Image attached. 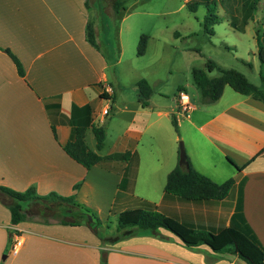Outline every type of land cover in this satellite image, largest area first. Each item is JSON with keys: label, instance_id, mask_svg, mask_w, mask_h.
Listing matches in <instances>:
<instances>
[{"label": "crops", "instance_id": "0c3cea01", "mask_svg": "<svg viewBox=\"0 0 264 264\" xmlns=\"http://www.w3.org/2000/svg\"><path fill=\"white\" fill-rule=\"evenodd\" d=\"M88 1L0 0V187L72 199L69 213L79 218L75 225L38 216L14 224L0 191V264L246 263L206 246L188 248L164 229L103 244L97 230L107 231L110 217L147 201L164 204L197 228L250 229L264 249V103L229 86L215 103H191L187 116L177 112L175 99L164 103L154 93L144 106L137 85L134 98L127 99L121 60L105 42L95 46L88 39ZM109 70L124 103L114 101ZM171 114L193 168L217 184L235 179L225 200L185 202L160 190L177 167L178 138L169 127L166 138L164 132L163 120ZM107 122L109 144L99 150L95 137V145H88L103 161L88 170L64 146L76 127H89L88 137L93 125ZM164 146L171 149L168 158L161 154ZM126 153L128 161L118 157ZM17 241L23 245L15 255Z\"/></svg>", "mask_w": 264, "mask_h": 264}, {"label": "rangeland", "instance_id": "374dc122", "mask_svg": "<svg viewBox=\"0 0 264 264\" xmlns=\"http://www.w3.org/2000/svg\"><path fill=\"white\" fill-rule=\"evenodd\" d=\"M118 1L123 2L124 6L117 14L114 5ZM194 2L200 4L197 10L192 11L188 3ZM244 2V0H89L91 19L88 37L93 40L95 46H98L97 41L105 42L110 52L113 50L115 58L121 60L119 71L124 85L123 94L127 99L134 98L137 82L145 79L151 84L155 97H161L164 103H173L175 99L177 112H180L179 97L182 92L190 96L192 105L202 102V97L194 84L193 70L207 69L209 61H214L218 66L209 74L210 78L219 76L220 69H234L246 75L254 85L262 88L260 73L264 75V66L259 60L258 51L259 41L264 46V0H261L252 12L244 7ZM249 13H251L249 19H245ZM209 15L217 17V23L209 22L207 25L206 19ZM142 36L147 37L146 50L143 55H138ZM108 74L117 93L114 101L124 103L123 98L119 96L122 87L114 81L111 70ZM173 116L171 114L169 118H164L163 123L166 124L164 132L166 138L169 127L173 137L178 138L175 149L178 154L176 165L179 166L181 143L184 144L187 155L188 152L186 141L181 138L180 129L177 132L174 127ZM102 126L107 132L108 145L112 137L108 135V131L110 132L108 122ZM87 142L93 147L96 143L95 135L88 136ZM161 154L168 158L171 149L164 146ZM165 185L163 182L160 188L163 192ZM4 197L6 198V195ZM51 211H54L52 214L56 217L49 216L46 221H60L66 209L56 202L50 213ZM88 217L90 222H94L93 226L98 228L100 223L91 215ZM68 220L79 222V218L75 216H69ZM106 227L107 231L102 228L97 230L105 245H113L117 238L125 239L124 233L138 232L134 227L121 228L118 217H110Z\"/></svg>", "mask_w": 264, "mask_h": 264}, {"label": "trees", "instance_id": "16d2710c", "mask_svg": "<svg viewBox=\"0 0 264 264\" xmlns=\"http://www.w3.org/2000/svg\"><path fill=\"white\" fill-rule=\"evenodd\" d=\"M244 1V7L249 8L251 10L250 12H252L261 0ZM199 4L197 2L188 3V6L192 11H195ZM123 6L124 4L121 1H118L114 5L117 14ZM250 15L251 13L247 14L245 19H249ZM217 20V17L209 15L206 23L207 25L209 22L217 23ZM88 39L95 45L90 37ZM146 43L147 37L142 36L138 55L145 53ZM258 56L262 66H264V46L260 41ZM12 57L17 65L19 74L23 77L25 73L22 64L15 56L12 55ZM217 68L218 66L214 61H209L207 63V69L195 68L193 70L194 84L202 97L203 104L217 102L222 97L227 86L239 94L252 96L256 100L264 103L263 89L254 85L246 75L237 70L220 69L219 76L210 78L209 74L213 73ZM260 76L264 87V75L260 73ZM137 87L139 89L141 103L144 106H148L149 100L154 93L151 84L147 80L142 79L137 83ZM173 124L178 132L179 124L176 116H173ZM52 128L56 136V127L53 125ZM88 128L87 126L76 127L73 130L71 140L64 146V150L73 160L90 170L101 164L103 157L89 148L86 141ZM92 130L97 139V147L99 150H102L107 138L106 129L103 126L93 125ZM118 157L124 161H128L130 153ZM188 162L189 168L179 165L169 174L165 187L167 197H177L185 202L202 203L207 201H223L229 196L235 186V179L231 178L223 184H217L209 177L195 170L189 158ZM0 191L7 197L6 201H4L7 202L12 213L14 224L27 221L35 216L41 217L45 221L49 216H52V218L56 217V215L52 214L54 211L50 213V210L55 208L56 202L58 204L60 203L66 209L62 213L63 218L59 222L64 225H75L77 223L68 220L69 216H71L69 210L70 206L73 205L72 199H65L57 195L39 198L33 189L25 193H18L0 187ZM26 203H28V209H24L23 205ZM117 216L121 228L134 227L138 230L134 234V231L124 233L125 239L138 236L140 233H156L164 229L178 237L188 248L206 246L215 253L237 256L247 264H264V249L250 229H240L233 225L224 227L218 231L197 228L188 224L186 221L174 217L170 210L165 209L164 204L155 205L147 201H141L137 207L118 213ZM88 224L91 225L89 222ZM125 239L117 238L112 244L114 245Z\"/></svg>", "mask_w": 264, "mask_h": 264}, {"label": "built area", "instance_id": "2783aa9c", "mask_svg": "<svg viewBox=\"0 0 264 264\" xmlns=\"http://www.w3.org/2000/svg\"><path fill=\"white\" fill-rule=\"evenodd\" d=\"M179 101H180V107H179L180 112L183 115L187 116L189 114V112L191 111V108H192L190 96L188 94L182 92L180 94ZM104 113H105V115H108L109 111L106 110ZM22 245H23L22 241H17L12 248L13 254L17 255L20 248L22 247Z\"/></svg>", "mask_w": 264, "mask_h": 264}, {"label": "water", "instance_id": "95a60500", "mask_svg": "<svg viewBox=\"0 0 264 264\" xmlns=\"http://www.w3.org/2000/svg\"><path fill=\"white\" fill-rule=\"evenodd\" d=\"M179 164L181 166L189 168L188 156H187V153H186V150H185L183 143H181V146H180Z\"/></svg>", "mask_w": 264, "mask_h": 264}]
</instances>
